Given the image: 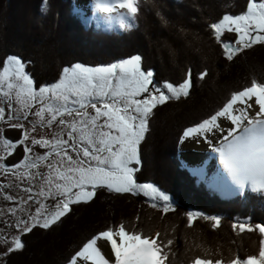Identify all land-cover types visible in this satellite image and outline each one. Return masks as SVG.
Listing matches in <instances>:
<instances>
[{
	"label": "snow or ice",
	"instance_id": "snow-or-ice-1",
	"mask_svg": "<svg viewBox=\"0 0 264 264\" xmlns=\"http://www.w3.org/2000/svg\"><path fill=\"white\" fill-rule=\"evenodd\" d=\"M142 3L94 0V13L109 24L117 23L122 31L130 30ZM208 27L223 56L232 61L243 50L264 45V0H249L243 14L223 15ZM225 33H236L237 38L228 40ZM141 61L142 57L135 55L105 66L76 63L64 67L57 82L37 88L25 62L17 56L7 57L0 68V101L8 114L6 117V108L0 106V122L23 132L21 139L13 142L0 130V175L16 178L27 197L5 196L14 205L8 214L16 219L4 223L18 234L10 239L5 235L0 241L6 245L3 255L22 251L24 234L37 226L49 229L71 212L73 204L91 202L100 188L118 194H143L151 207H159L164 214L174 210L169 194L154 184L137 182L139 168L133 165L141 163L139 145L154 110L171 99L190 95L192 70L188 69L182 83L156 84L153 71H145ZM207 76V69L198 74L200 80ZM89 108L93 111H87ZM30 116L35 119L29 120ZM38 125H56L60 131L51 138H37L32 133ZM186 140L208 144L221 166L211 176L203 167L192 169L197 182L207 183L214 190L227 187L239 196L247 191L264 195V82L253 79L249 86L234 91L211 115L183 130L180 143ZM21 145L22 160L5 164ZM36 146L47 151L39 154L34 151ZM30 205H35L34 211ZM200 215L187 213L188 226ZM204 218L213 221V228L221 225L218 216ZM232 228L239 233L258 231L261 239L256 254H235L227 264H264V224L236 222ZM172 244L173 240L165 242L159 231L152 235L121 221L88 239L69 264H166V249L170 251ZM191 264L225 261L223 257L213 260L196 256Z\"/></svg>",
	"mask_w": 264,
	"mask_h": 264
},
{
	"label": "trees",
	"instance_id": "trees-1",
	"mask_svg": "<svg viewBox=\"0 0 264 264\" xmlns=\"http://www.w3.org/2000/svg\"><path fill=\"white\" fill-rule=\"evenodd\" d=\"M248 3L143 0L135 26L122 31L115 22H96L87 12L74 11L75 0H0V68L9 56L21 58L36 87L57 82L62 69L76 63L105 66L135 55L161 83H182L192 70L190 95L158 106L149 118L140 145L141 163L135 166L137 182L154 184L169 194L174 210L164 214L141 194L100 188L91 202L73 204L71 212L49 229H33L22 238L25 248L9 254L3 264H69L88 239L121 221L152 235L159 231L165 242L173 240L170 251L166 249V264H191L196 256L223 257L227 264L235 254L258 252V231L239 233L232 225L264 224V195L223 193L197 182L178 148L186 127L207 118L253 79L264 82V45H254L228 61L208 27L223 15L243 14ZM225 38L235 40L237 35L225 33ZM205 69L208 76L200 80L198 74ZM11 136L19 138L16 133ZM21 155L17 153L13 162ZM189 212L201 214L191 227ZM207 216L220 217L221 225L213 228Z\"/></svg>",
	"mask_w": 264,
	"mask_h": 264
},
{
	"label": "rangeland",
	"instance_id": "rangeland-1",
	"mask_svg": "<svg viewBox=\"0 0 264 264\" xmlns=\"http://www.w3.org/2000/svg\"><path fill=\"white\" fill-rule=\"evenodd\" d=\"M76 1V5H78L80 11H84L87 12L88 14V18H93L94 21L96 22H102L104 24H109L107 21H105L103 18L96 16V14L94 13V0H75ZM94 16H96V18H94ZM95 22V23H96ZM111 26V25H110ZM109 26V27H110ZM236 34V33H235ZM237 35V34H236ZM154 79V78H153ZM154 82L156 84H162L161 82H158L154 79ZM55 83V82H54ZM36 86V85H35ZM38 88V87H37ZM184 97H182L181 99H183ZM175 99H171L169 101H174ZM168 101V102H169ZM0 106H4L6 108V117H7V107L5 105H3L2 101H0ZM16 106V105H14ZM33 111H35V109H33ZM87 111L92 112V109H87ZM66 119H71L70 117H65ZM35 117L34 116H30L29 120H34ZM15 122V121H13ZM25 123V126L28 127L29 126V122L28 121H23ZM0 130L3 131V135H5L7 130H14L16 131V134L19 135V138L17 139V141L19 139H21L22 136V129H14L8 126L7 123H3L0 122ZM60 131L59 127H57L56 125H53V127L51 128H40L39 125L37 126V131L32 133L33 136H36L37 138H39L41 135L47 136L48 138H51L52 133ZM189 141V140H188ZM16 142V141H13ZM141 145V143H140ZM140 145H139V153H140ZM179 151H180V156H182L184 158L185 161V165L188 166L191 170L195 169V168H200L203 167L205 168L209 175L211 176L213 173L215 174L217 172L218 169L221 168L220 163L218 158L216 157V154H214L211 151V148L208 144L204 143L203 141H193L190 140L187 143V146H185V142L184 143H180L178 145ZM35 152L39 153V154H44L47 150L40 148L39 146H36L34 149ZM22 152V157L24 156V151H23V145L19 146L16 150L15 153L9 157L6 158V160L4 161L5 164L10 165V164H16L19 163L21 160L19 161H14L12 160L13 157H15V155L17 153H21ZM185 153V154H184ZM186 155V157H185ZM140 156V155H139ZM11 158V159H10ZM136 166V165H133ZM44 171H47L46 169H43ZM9 177H13L11 175H8ZM14 178V177H13ZM16 179V178H15ZM23 187V185H21ZM13 189H16V187H13ZM220 190L223 191V193L226 192H231V189L227 188V187H220ZM143 195V194H141ZM144 196V195H143ZM43 201V198H40ZM48 203H51V201H48ZM36 229L38 228H42V227H35ZM33 228V229H35ZM18 234L16 229L12 230V231H8L5 230L3 231V233L0 235V240L2 241L5 238V235H7L8 237H11L12 235H16ZM27 234H24L23 237H25ZM22 237V238H23ZM6 247V245L3 244L2 246V252L4 251V248ZM103 251L107 252V249H103Z\"/></svg>",
	"mask_w": 264,
	"mask_h": 264
},
{
	"label": "flooded vegetation",
	"instance_id": "flooded-vegetation-1",
	"mask_svg": "<svg viewBox=\"0 0 264 264\" xmlns=\"http://www.w3.org/2000/svg\"><path fill=\"white\" fill-rule=\"evenodd\" d=\"M11 133H16L14 130H7L5 133V137L8 139H11ZM12 141H17L11 139ZM11 159V158H10ZM13 165V164H10ZM8 185H11V187H7ZM0 235L3 233V231L8 230L12 231L14 228L8 227L4 221H7L8 223L13 222L16 218L12 217L8 214V209L14 207L13 203L11 201H8L5 199L6 195H12L14 197H27V193H24L21 191V184H19L18 180L9 177L8 175H0ZM13 187H16V189H13ZM30 208L34 211L35 205H30ZM19 216V213L17 214ZM23 237V236H22ZM11 237H9L10 239ZM1 241V240H0ZM2 246L3 244L0 243V264H3L6 260L7 256L3 255L2 253Z\"/></svg>",
	"mask_w": 264,
	"mask_h": 264
},
{
	"label": "bare ground",
	"instance_id": "bare-ground-1",
	"mask_svg": "<svg viewBox=\"0 0 264 264\" xmlns=\"http://www.w3.org/2000/svg\"><path fill=\"white\" fill-rule=\"evenodd\" d=\"M190 141V140H189ZM188 140L185 141V146H187V143L189 142ZM212 175H214L213 173H210Z\"/></svg>",
	"mask_w": 264,
	"mask_h": 264
},
{
	"label": "water",
	"instance_id": "water-1",
	"mask_svg": "<svg viewBox=\"0 0 264 264\" xmlns=\"http://www.w3.org/2000/svg\"><path fill=\"white\" fill-rule=\"evenodd\" d=\"M75 9H79L77 6L75 7ZM185 154V153H184ZM185 157H186V155H185ZM181 158H183L182 156H181ZM184 159V158H183Z\"/></svg>",
	"mask_w": 264,
	"mask_h": 264
}]
</instances>
